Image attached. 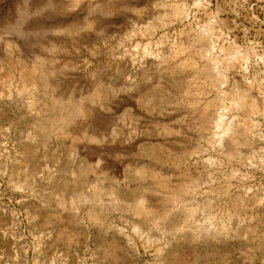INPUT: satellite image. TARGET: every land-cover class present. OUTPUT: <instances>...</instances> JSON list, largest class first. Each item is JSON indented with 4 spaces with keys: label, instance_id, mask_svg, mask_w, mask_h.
Returning <instances> with one entry per match:
<instances>
[{
    "label": "rangeland",
    "instance_id": "rangeland-1",
    "mask_svg": "<svg viewBox=\"0 0 264 264\" xmlns=\"http://www.w3.org/2000/svg\"><path fill=\"white\" fill-rule=\"evenodd\" d=\"M0 264H264V0H0Z\"/></svg>",
    "mask_w": 264,
    "mask_h": 264
},
{
    "label": "bare ground",
    "instance_id": "bare-ground-1",
    "mask_svg": "<svg viewBox=\"0 0 264 264\" xmlns=\"http://www.w3.org/2000/svg\"><path fill=\"white\" fill-rule=\"evenodd\" d=\"M34 74V73H33ZM35 77V76H34ZM34 80V79H33ZM2 92V91H1Z\"/></svg>",
    "mask_w": 264,
    "mask_h": 264
}]
</instances>
